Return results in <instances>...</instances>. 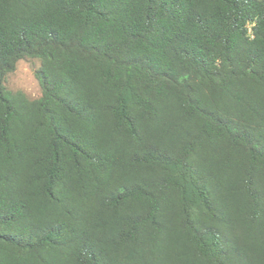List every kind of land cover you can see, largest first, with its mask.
<instances>
[{
  "label": "trees",
  "instance_id": "16d2710c",
  "mask_svg": "<svg viewBox=\"0 0 264 264\" xmlns=\"http://www.w3.org/2000/svg\"><path fill=\"white\" fill-rule=\"evenodd\" d=\"M0 264H264V0H0Z\"/></svg>",
  "mask_w": 264,
  "mask_h": 264
},
{
  "label": "rangeland",
  "instance_id": "374dc122",
  "mask_svg": "<svg viewBox=\"0 0 264 264\" xmlns=\"http://www.w3.org/2000/svg\"><path fill=\"white\" fill-rule=\"evenodd\" d=\"M24 61L27 62V64L31 67V68H34L36 70V68L38 67L39 65V61L36 60V59H22ZM21 61V60H20ZM19 62V61H18ZM28 74L27 73H22L18 70V63L16 65V69L9 73L7 76H6V79H5V83L6 85L12 89V90H18L19 88L17 87V81L21 78H27ZM20 90V89H19ZM27 91V95L31 98H36V97H39L41 95V92H42V89L40 90H36V89H32V90H25Z\"/></svg>",
  "mask_w": 264,
  "mask_h": 264
},
{
  "label": "clouds",
  "instance_id": "9594fccd",
  "mask_svg": "<svg viewBox=\"0 0 264 264\" xmlns=\"http://www.w3.org/2000/svg\"><path fill=\"white\" fill-rule=\"evenodd\" d=\"M18 70L22 73H27L28 76L27 78H21L19 79L16 83H17V87L22 91L25 92V94H27V90H32V89H36V90H40L41 89V85H40V81L39 78L36 74V70L34 68H31L26 61L21 60L18 62ZM42 94V92H41Z\"/></svg>",
  "mask_w": 264,
  "mask_h": 264
}]
</instances>
